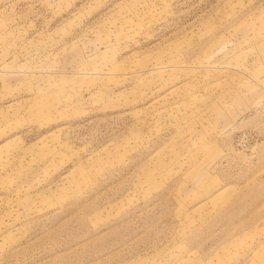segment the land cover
I'll list each match as a JSON object with an SVG mask.
<instances>
[{
  "label": "rangeland",
  "instance_id": "obj_1",
  "mask_svg": "<svg viewBox=\"0 0 264 264\" xmlns=\"http://www.w3.org/2000/svg\"><path fill=\"white\" fill-rule=\"evenodd\" d=\"M0 264H264V0H0Z\"/></svg>",
  "mask_w": 264,
  "mask_h": 264
}]
</instances>
